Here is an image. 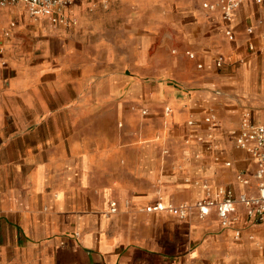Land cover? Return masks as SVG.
<instances>
[{
	"label": "crops",
	"instance_id": "crops-1",
	"mask_svg": "<svg viewBox=\"0 0 264 264\" xmlns=\"http://www.w3.org/2000/svg\"><path fill=\"white\" fill-rule=\"evenodd\" d=\"M205 1L83 0L68 26L0 6V264H264L240 204L146 210L258 192L236 133L264 122V0Z\"/></svg>",
	"mask_w": 264,
	"mask_h": 264
},
{
	"label": "built area",
	"instance_id": "built-area-1",
	"mask_svg": "<svg viewBox=\"0 0 264 264\" xmlns=\"http://www.w3.org/2000/svg\"><path fill=\"white\" fill-rule=\"evenodd\" d=\"M80 1L83 0H0V6L4 7L23 2L32 17H47L52 24L68 26L73 20L66 13V9ZM256 1L263 2V0ZM242 2L243 0L205 1L203 2V6L208 10L220 9L224 18L230 21L234 10ZM227 34L230 39L234 38L232 30H227ZM190 57H194V55L190 54ZM215 61L217 67H222L226 59L223 54H218ZM206 120L212 121V118L207 117ZM213 125H215V122H213ZM236 141L239 147L246 148L256 159L257 168L255 177L259 180L258 192L256 194H248L246 192L236 194L232 189L220 188L219 193L221 194V198H214L209 195L194 205L188 202L178 205L167 204L159 200L146 206V210L168 211L180 218H186L193 207L198 209L200 217L208 215L210 210L215 208L218 217L226 226H229L233 223L234 214L236 213L237 206L240 204L244 207L248 220L253 223L264 222V122L257 123L250 116L245 117L240 129L236 133ZM238 179L243 183H248V179L243 174H239ZM111 210H116V202L111 203Z\"/></svg>",
	"mask_w": 264,
	"mask_h": 264
},
{
	"label": "rangeland",
	"instance_id": "rangeland-1",
	"mask_svg": "<svg viewBox=\"0 0 264 264\" xmlns=\"http://www.w3.org/2000/svg\"><path fill=\"white\" fill-rule=\"evenodd\" d=\"M17 4H21L20 2H18Z\"/></svg>",
	"mask_w": 264,
	"mask_h": 264
}]
</instances>
